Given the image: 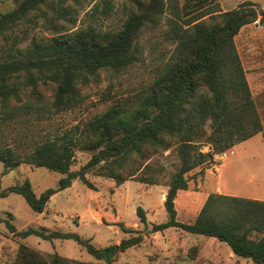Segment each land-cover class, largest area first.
<instances>
[{
    "label": "trees",
    "instance_id": "trees-1",
    "mask_svg": "<svg viewBox=\"0 0 264 264\" xmlns=\"http://www.w3.org/2000/svg\"><path fill=\"white\" fill-rule=\"evenodd\" d=\"M44 1L19 0L15 7L0 13V34ZM51 1L56 13L62 14L67 0ZM168 1L134 0L136 11L129 13L117 31H103L93 25L64 31L46 42H34L19 55L0 60V114L7 118L19 109L34 107L10 105L12 98L19 99L16 77L21 72L33 90L39 79L56 83L52 103L56 110L75 105L81 99L78 83H85L100 69L118 71L133 61L140 32L146 26L155 27L160 23ZM213 12L205 11L201 16ZM219 15V22L206 24L199 16L174 29L176 44L171 55L157 70L151 84L134 99L114 103L93 119L42 139L22 153L10 146L0 147L4 174L22 163L64 174L55 187L46 188L39 195L28 179L9 185L2 195L17 193L33 211L41 213L51 196L70 186L73 179L79 178L94 188L86 174L96 170L98 175L121 184L140 170L150 171L148 160L175 145L180 164L167 183L163 200L168 218L153 225L152 231L178 227L191 234L214 237L226 243L235 256L264 264V200L211 192L192 222L176 218L177 193L187 189L193 178L187 174L209 162L195 172L202 176L213 163V154L232 148L262 129L234 36L242 26L256 20L264 27V11L247 2ZM210 117L217 127L211 137L214 145L209 153L201 152L193 131ZM78 148L90 155L79 169L71 170ZM139 179L157 184L153 175ZM137 215L141 223L146 222L145 211L140 206ZM3 221L9 231L22 238L33 234L47 240L74 239L104 264H114L119 249L117 244L97 248L73 232L47 231L44 227L17 230L10 221ZM139 241L140 237L131 239L132 244ZM67 262L57 252L43 254L23 242L18 244L15 264Z\"/></svg>",
    "mask_w": 264,
    "mask_h": 264
},
{
    "label": "rangeland",
    "instance_id": "rangeland-1",
    "mask_svg": "<svg viewBox=\"0 0 264 264\" xmlns=\"http://www.w3.org/2000/svg\"><path fill=\"white\" fill-rule=\"evenodd\" d=\"M18 2L0 0V13L15 7ZM247 2L264 11V0H169L160 23L155 27L146 26L140 32L133 61L118 71L100 69L85 83H78L81 99L65 109L56 110L52 105L55 82L39 79L33 90L21 72L16 77L19 99L12 98L10 105L29 104L34 107L19 109L7 118L0 114V147L10 146L22 153L42 139L52 138L72 130L77 123L93 119L114 103L134 99L151 84L157 70L171 55L176 44L174 29L183 27L186 20L197 18L205 11L214 12L201 16L200 20L206 24L219 22V12ZM63 9L62 14L56 13L53 2L45 0L6 28L0 34V60L19 55L34 42H46L64 31L90 25L103 31H117L129 13L136 11V5L134 0H67ZM234 44L245 63L264 127V88L254 81L261 72L264 80V27L258 20L242 26L234 36ZM216 128L215 120L210 117L194 129L199 151H211L214 145L211 137ZM230 149L213 154V163L204 174H212L210 169L216 171L219 167L230 183L236 181L234 184L237 185L248 181L243 184V190L234 191L236 194H254L258 186L255 178L264 177V128ZM75 154L71 170L79 169L90 155L79 148ZM148 162L152 168L150 171L140 170L135 177L121 184L98 175L96 170L89 171L86 176L94 188L75 178L70 186L51 196L41 213L33 211L17 193L2 194L9 185L28 179L39 195L46 188L55 187L64 174L28 163L4 174L0 162V264L16 263L20 242L43 254L57 252L68 260L67 264H104L74 239L56 237L47 240L33 234L22 238L9 231L3 220L10 221L17 230L44 227L47 231L77 233L97 248L127 241L117 250L114 264H253L249 259L240 260L230 255L229 246L213 237L191 234L178 227L152 231L153 225L168 218L163 200L167 183L180 164L176 146L153 155ZM208 163L193 168L187 174L189 178L193 176L188 188L178 191L175 198L178 221L192 222L213 188V177L195 173ZM223 164L226 167H222ZM233 174L235 180L232 179ZM149 175L156 176L157 184L140 181L139 177ZM139 206L145 211V223L139 221ZM136 237H140L139 243L132 244L131 239Z\"/></svg>",
    "mask_w": 264,
    "mask_h": 264
},
{
    "label": "crops",
    "instance_id": "crops-1",
    "mask_svg": "<svg viewBox=\"0 0 264 264\" xmlns=\"http://www.w3.org/2000/svg\"><path fill=\"white\" fill-rule=\"evenodd\" d=\"M240 30V29H239ZM239 32V31H238ZM237 49V48H236ZM237 53H238V55H239V52H238V50H237ZM239 58H240V61H241V64H242V67H243V69H244V73H245V77H246V80H247V83H248V87L250 88V91H251V95H252V99H253V101H254V104H255V107H256V110H257V112H258V115H259V118H260V121H261V126H262V129H261V131L260 132H262L263 131V123H262V119H261V116H260V110H259V106H258V104H257V102H256V99H255V93L253 92V90H252V84H251V82H250V78H249V76H248V74H247V72H246V68H245V63L243 62V59L240 57V55H239ZM264 61V60H263ZM263 72H261L260 74H258L257 75V77L256 78H254V81H256V83L258 84V86L259 87H263L264 88V80L263 79H261V75H263L262 74ZM260 132H258L257 134H259ZM256 135V134H255ZM253 137V136H252ZM251 138V137H250ZM249 138V139H250ZM248 140V139H247ZM233 148V147H232ZM230 151H231V149H230ZM225 161V160H224ZM222 167H226V164H223L222 165ZM206 170V169H205ZM210 172L212 173V174H209V173H206V174H203L204 175V177H213V188L212 189H210V192L209 193H211V192H217V193H221V194H226V195H233V196H240V197H245V198H251V199H258V200H264V177H261V179L260 178H255L256 179V183L258 184V186H256V188H255V190H254V194H236L234 191H236V190H243V188L245 187V185H243L244 183L245 184H247V182L248 181H246V182H244V183H242V184H238L237 183V185L236 184H234V183H230L229 181H228V178L224 175V172H223V170L222 169H220L219 167H216V171H213L212 169H210ZM204 173H205V171H204ZM202 175V176H203ZM233 178L232 179H234L235 180V174H233V175H231ZM209 193H207V195L209 194ZM207 195H206V197H207ZM206 197H205V199H206ZM164 198V197H163ZM214 238V237H213ZM216 239V238H215ZM216 241H219V240H217L216 239ZM220 242V241H219ZM218 242V243H219ZM229 253H230V255H233L234 257H237V256H235L233 253H232V251L230 250V248H229ZM236 259H240V260H242V259H246V258H241V257H237ZM253 263V262H252ZM254 264V263H253Z\"/></svg>",
    "mask_w": 264,
    "mask_h": 264
},
{
    "label": "water",
    "instance_id": "water-1",
    "mask_svg": "<svg viewBox=\"0 0 264 264\" xmlns=\"http://www.w3.org/2000/svg\"><path fill=\"white\" fill-rule=\"evenodd\" d=\"M128 243L127 241H122L118 246H119V249H121L123 247L124 244Z\"/></svg>",
    "mask_w": 264,
    "mask_h": 264
}]
</instances>
